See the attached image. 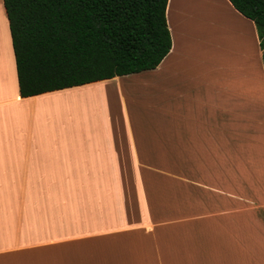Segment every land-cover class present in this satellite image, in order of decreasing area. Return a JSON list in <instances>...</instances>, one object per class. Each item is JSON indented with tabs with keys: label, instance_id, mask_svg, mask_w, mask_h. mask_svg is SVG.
Returning a JSON list of instances; mask_svg holds the SVG:
<instances>
[{
	"label": "crops",
	"instance_id": "obj_1",
	"mask_svg": "<svg viewBox=\"0 0 264 264\" xmlns=\"http://www.w3.org/2000/svg\"><path fill=\"white\" fill-rule=\"evenodd\" d=\"M173 37L155 68L21 96L0 0V264H176L180 257L189 264H209L225 257L224 243L230 242L221 227L240 231L242 222L204 215L165 220L150 192L160 181L146 176L145 167L175 163L154 161L170 160L161 157L167 156V139L158 125L165 120L166 102L180 103L183 95L180 79L166 62L177 55ZM254 38L241 50L224 48L230 60L241 64V78L237 86L223 79L220 85L237 92L241 109V182L252 183L253 194L264 200V66L259 45L253 47L255 33ZM100 84H108L101 94ZM140 92L157 101V111L135 106ZM170 112V124L176 118L179 124L169 132L176 138L182 114ZM150 119L157 133L144 131ZM150 132L158 135L153 139L158 146L149 138L137 139V133ZM254 228L262 250L261 256L254 252L253 261L264 263V229L255 223ZM215 238L222 245L215 246ZM235 239L231 256L241 264V244ZM248 240L249 234L245 248Z\"/></svg>",
	"mask_w": 264,
	"mask_h": 264
},
{
	"label": "rangeland",
	"instance_id": "obj_2",
	"mask_svg": "<svg viewBox=\"0 0 264 264\" xmlns=\"http://www.w3.org/2000/svg\"><path fill=\"white\" fill-rule=\"evenodd\" d=\"M167 14L170 29L173 30L171 36H175L177 55L171 54L166 62L175 70L176 79H180L183 95L180 103L170 105L166 102L165 120L158 125L166 132L167 139L164 150L167 156L161 157L170 160L154 161L175 163L145 167L147 178L156 177L160 181L150 192L156 196L157 212H165V220L168 221L204 215L221 216L218 219L220 222L227 221L226 216L235 222H242L240 231L227 224L221 227L220 232L226 233L230 244L224 243V258L218 257L209 264H237L231 256L235 236L241 244V264H254L252 255L258 251L261 256L262 250L255 239L254 223L264 229V200L257 199L253 194L248 186L252 183L241 182V109L237 103V92L231 94L225 91L220 80H231L237 86L241 78V64L230 60L224 48L241 50V46L250 44L246 40L252 38L255 41V26L252 20L235 12L226 0H169ZM253 47L257 48L258 44ZM242 58L241 53V61H246ZM209 83L217 85L215 90L208 89L206 85ZM99 86L101 88L97 90L101 94L108 84ZM140 94L139 104L135 106L146 113L157 111V101L152 96ZM170 111L182 114V131L176 138L169 132L174 130V125L178 129L179 124L177 118L176 124H170L169 119L174 122V114L169 117ZM150 120L145 129L136 123L135 128L157 133L158 128H153L158 127L157 124ZM218 124L221 129L217 128ZM157 136L152 132L149 135L137 133V139L149 138L154 147L158 146L157 142H153V139H158ZM174 146L180 149H169ZM171 153L175 156L174 160H171ZM243 190L247 194H243ZM217 233L214 232V237ZM247 234L252 240L247 241L245 248L243 240ZM213 241L215 246L222 245V240L215 238ZM175 262L189 264L182 257Z\"/></svg>",
	"mask_w": 264,
	"mask_h": 264
},
{
	"label": "trees",
	"instance_id": "obj_3",
	"mask_svg": "<svg viewBox=\"0 0 264 264\" xmlns=\"http://www.w3.org/2000/svg\"><path fill=\"white\" fill-rule=\"evenodd\" d=\"M168 2L3 0L20 95L155 68L172 44ZM227 2L252 20L264 66V0Z\"/></svg>",
	"mask_w": 264,
	"mask_h": 264
},
{
	"label": "bare ground",
	"instance_id": "obj_4",
	"mask_svg": "<svg viewBox=\"0 0 264 264\" xmlns=\"http://www.w3.org/2000/svg\"><path fill=\"white\" fill-rule=\"evenodd\" d=\"M204 3V2H203ZM209 11V10H208ZM212 13H213V11H212ZM209 15H211V14H209Z\"/></svg>",
	"mask_w": 264,
	"mask_h": 264
}]
</instances>
